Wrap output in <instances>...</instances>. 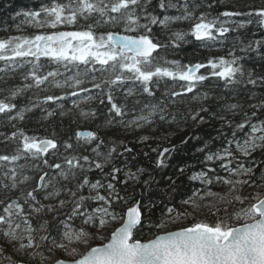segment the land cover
Returning <instances> with one entry per match:
<instances>
[{
    "label": "snow or ice",
    "instance_id": "1",
    "mask_svg": "<svg viewBox=\"0 0 264 264\" xmlns=\"http://www.w3.org/2000/svg\"><path fill=\"white\" fill-rule=\"evenodd\" d=\"M236 7L232 0H50L39 10L17 12L25 18L23 24L53 31L0 39V73H4L0 82L5 85L0 94L6 93L0 98V115L9 122L23 121L25 113L49 103L61 109V116L71 103L69 111L95 119L97 111H85L82 105L106 100L105 125L138 133L135 143L148 142L149 133L163 125L179 127L191 121L199 126L211 119L221 125L212 140L222 139L223 144L213 150L205 140L196 148L204 154L199 161L204 167L188 176L190 194L181 196L177 206L174 197L164 203L149 194L153 183L159 182L150 173L142 179L147 169L133 170L127 160L123 166L117 163L133 153L124 140L106 141L92 131L76 132L62 141L29 136L22 130L11 136L0 133L6 148L8 141L17 142L10 154H0V264H47L50 258L42 249H60L73 257L58 258L53 264H264V92L256 91L264 89V63L259 72L244 63L253 53L264 62V38L245 41L240 33L253 23L264 28V5L248 6V11ZM173 9L180 14H166ZM239 17L248 19L241 22ZM81 21L84 25L76 29ZM177 22L191 26L173 29ZM69 26L74 30H59ZM156 26L167 36L166 42L153 33ZM230 33L237 35L228 49L229 58L182 64L159 51L180 48L189 43V36L212 51L215 45H224ZM42 58L56 69L42 71ZM26 66L30 67L23 73L24 83L8 85L9 71ZM213 77L223 82L230 98L197 91ZM166 78L172 86L165 84L158 97ZM128 82L133 86L124 93L123 102H117L115 92ZM177 82H183L179 90ZM53 88L59 94H46L43 99L37 95L19 110L13 103L28 90L50 93ZM130 97H137L131 106ZM42 110L46 113L42 120L57 115L55 110ZM181 143L188 144V139ZM176 150L153 147L151 151L158 153L155 167L167 168L166 160ZM186 167L178 168L176 178L167 176L172 192L178 190L177 181ZM94 172L99 178L93 180ZM217 186L227 187V193L213 191ZM248 188L255 190L244 195ZM189 208L210 211L195 219ZM61 209H66L61 213L65 219H47ZM190 218L191 223L184 225ZM177 223L182 226L169 230ZM113 225L118 226L106 234L104 230ZM145 229L152 238H144ZM93 240L107 242L93 247ZM73 244L86 250L70 247Z\"/></svg>",
    "mask_w": 264,
    "mask_h": 264
},
{
    "label": "trees",
    "instance_id": "2",
    "mask_svg": "<svg viewBox=\"0 0 264 264\" xmlns=\"http://www.w3.org/2000/svg\"><path fill=\"white\" fill-rule=\"evenodd\" d=\"M50 0H0V39L7 38L11 35H26L32 36L34 34H38L41 32H51V29H35L30 25L23 24L24 17L17 16V12L24 11H32L39 10V7L42 3H49ZM155 3L156 0H153ZM232 3L237 7L235 10H243L248 11L251 10L248 6L251 7H260L264 5V0H232ZM204 9H200L202 11ZM212 11V10H209ZM157 14L161 15L160 10L158 8L155 9ZM166 14L168 15H179L180 13L177 10H169ZM199 14V12L197 13ZM213 15H216L215 11H212ZM241 22L247 20V17H239L236 18ZM85 22L81 21L80 24L75 26L76 29H81V26L84 25ZM17 25L21 26V31H17ZM190 23L187 22H177L173 24L171 27L176 30H188L190 28ZM61 29H73L72 26ZM60 30V29H59ZM74 30V29H73ZM104 29H97V32L103 31ZM119 31L118 29H116ZM153 33L159 37L163 41H167V36L162 34L161 29L156 26L153 29ZM242 38L245 41L256 40L264 38V28H260L255 23L251 25H247L245 29L240 30ZM237 35V33H230L228 40L224 45L217 44L213 47L212 51H208L206 48L201 46V42L195 41L192 37H187L186 39L189 43H182L180 48H172L169 47L167 49H160V54L163 55L166 59L169 60H180L182 64H187L189 62H205L209 57H220L223 56L225 58L228 57V49L232 46L233 38ZM237 55L240 53L237 51ZM41 63L45 65L42 71L46 72L48 70H55L56 66L54 64L48 63L46 60L42 58ZM248 68L255 67L256 71L259 72L261 70L260 65L264 63L256 58L255 53L252 54V59H248L244 61ZM0 67H3V62H0ZM28 67L26 66L24 69H18L16 72L9 71L8 76V85H22L23 81V73L27 71ZM61 72L64 71L63 68L60 69ZM206 69H201L200 73H206ZM71 75L72 73H67ZM199 74V73H198ZM4 73H0V76H3ZM62 79V77H60ZM30 82V81H29ZM172 81L167 78L160 83V89L157 91V96L159 97L161 93L165 89V84L168 87L172 86ZM183 82H177V90H179V84ZM5 85L0 82V87H4ZM133 85L131 82L126 83L122 88L115 92V97L117 102H123L124 93L127 92L129 87ZM243 87V86H238ZM249 88L252 86L249 85ZM197 91H210L213 95H224L226 97L231 96L227 90L223 88V82L219 81L218 78H211L208 81H205ZM257 95L261 92H264V89H256ZM56 93L59 94L58 89H52L50 93L39 92L38 90L32 89L26 91L22 96L18 97L13 101L17 105V110L24 108L29 105L31 100H34L37 95L41 99H43L44 95ZM4 94H0V98H2ZM191 96L192 94H188ZM137 97L129 98V106H131V101ZM179 99V98H177ZM71 103L65 105L64 111L67 113L66 115H59L61 109L57 107L56 104H45L42 105V108H34L33 111L25 113V119L23 121H11L9 122L4 115H0V133H3L6 136H11L13 132H17L18 130H22L26 135H36L39 137H48L57 140H66L69 135L75 137L76 132L80 131H92L98 133L101 137L105 138V140H124L128 143L129 147L133 148V153L131 156H134L135 159H131L129 154H125L124 157H121L117 163H120L123 166V161H129L130 166H132L133 170L136 167H143L147 169L142 179H148L149 173L155 177V180L159 183H153L152 191L149 193L154 198H158L162 200L164 203H167L170 198L174 197L175 203L179 206V198L186 193L190 194V189L192 187V182L188 180V176L191 175L195 171H199L204 167L199 161L203 157V153L196 152V148L198 146H202L203 141H210V147L215 150L216 148L222 146L223 140H212V137L217 136V129L221 127L219 121H212L209 119V123L205 125L193 126V122L189 121L188 124H181L179 127L176 125H163L157 130L150 132V140L144 144L135 143V135L131 134L130 130H124L119 128L118 125L106 126L105 119L107 116V101L105 100L104 104H101L99 100L94 99L93 101L82 105L85 111L89 109H94L97 111V117L95 119H84L78 115L77 112L69 111L71 109ZM181 109H184V105H179ZM193 108L199 107V105L193 104ZM55 110L57 115L49 120H42L41 117L46 113L42 109ZM248 111H252L248 109ZM12 114H15V110ZM264 118V117H262ZM236 119H239L237 117ZM255 119V118H254ZM13 125H16L13 127ZM225 131H228L225 129ZM55 133V136H53ZM195 136L201 137L200 140L195 139ZM230 136V132H229ZM191 137V139H189ZM188 139V144H182L181 139ZM4 137L0 136V141H3ZM16 141H8L7 148L5 144L0 142V154H10L11 151L16 147ZM72 143L75 144V139L72 140ZM83 143V141H81ZM176 147V152L171 153V159H167L166 162L168 164L167 168L158 169L155 167V162L157 159L158 153L152 152L151 149L153 147H158L159 150H162L163 147ZM61 151L63 149L61 148ZM82 151V149H81ZM147 152L148 155L145 156L143 153ZM169 154H165L166 158ZM256 159L259 160V154H256ZM23 163V161H21ZM191 167H186V166ZM179 167H186V171L183 175H181L177 181L178 190L176 192H172L169 188L170 181L167 180V176H173L176 178L177 171ZM224 174V173H221ZM90 177L94 180L99 178V173L94 172L90 174ZM255 189H245L244 195H248V193L253 192ZM163 205H159L162 207ZM126 207V206H125ZM66 211V209L59 210L58 213H50L47 219L51 220L52 216H56L57 220H63L66 217L61 213ZM156 211V210H154ZM189 212L192 213V216L195 219H201L205 214L209 213V209L203 213L193 212L188 209ZM156 215L159 216V212H156ZM212 217L209 216V219ZM79 221H76L78 224ZM191 223V218L186 221V224ZM185 224V225H186ZM53 226H55V222H53ZM176 229V228H174ZM169 230H172L169 228ZM111 231H108L106 234H110ZM145 239L152 238L151 234L148 233L147 229H145ZM95 245V243L93 244ZM11 252V248L8 249ZM31 251V250H29ZM44 255L49 257L50 259L47 261V264H53V261L60 258L57 257L53 252H48L47 249H42Z\"/></svg>",
    "mask_w": 264,
    "mask_h": 264
},
{
    "label": "rangeland",
    "instance_id": "3",
    "mask_svg": "<svg viewBox=\"0 0 264 264\" xmlns=\"http://www.w3.org/2000/svg\"><path fill=\"white\" fill-rule=\"evenodd\" d=\"M222 175H223V174H222ZM213 191H217V192H220L221 194H224V193H227L228 189H227V187L217 186V187H214V188H213ZM190 210H192V209L190 208ZM207 210H208L207 208H203V209H201V211L198 212V213H203V212H205V211H207ZM192 211H193V210H192ZM186 221H187V220L183 221V224H184V225L186 224ZM115 226H118V225H113L112 228L105 229V230H104L105 233H107L108 231H112L113 228H114ZM181 226H182L181 223H177V224L169 225V228H170V229H174V228H179V227H181ZM105 242H107V241H106V240H93L91 246H93L94 243L97 244V245H99V244H103V243H105ZM70 247H75V248H77L78 250H80L81 252L86 250V249L84 248L83 245H79V244H73V245H70ZM53 253L56 254L57 257H60V258L65 259V260H71V259H73V257H69V256H67V255L65 254V252H64L63 250H60V249H56L55 251H53ZM74 258L77 259V258H79V257L77 256V257H74Z\"/></svg>",
    "mask_w": 264,
    "mask_h": 264
},
{
    "label": "water",
    "instance_id": "4",
    "mask_svg": "<svg viewBox=\"0 0 264 264\" xmlns=\"http://www.w3.org/2000/svg\"><path fill=\"white\" fill-rule=\"evenodd\" d=\"M64 30H72V29H64ZM81 132H88V131H81ZM101 245V244H100ZM97 246H99V245H97ZM95 247V246H94Z\"/></svg>",
    "mask_w": 264,
    "mask_h": 264
}]
</instances>
